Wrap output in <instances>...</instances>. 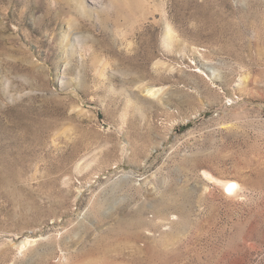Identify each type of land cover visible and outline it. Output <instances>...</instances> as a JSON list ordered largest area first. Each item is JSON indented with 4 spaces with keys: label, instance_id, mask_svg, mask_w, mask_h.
Masks as SVG:
<instances>
[{
    "label": "rangeland",
    "instance_id": "1",
    "mask_svg": "<svg viewBox=\"0 0 264 264\" xmlns=\"http://www.w3.org/2000/svg\"><path fill=\"white\" fill-rule=\"evenodd\" d=\"M0 264H264V0H0Z\"/></svg>",
    "mask_w": 264,
    "mask_h": 264
},
{
    "label": "bare ground",
    "instance_id": "2",
    "mask_svg": "<svg viewBox=\"0 0 264 264\" xmlns=\"http://www.w3.org/2000/svg\"><path fill=\"white\" fill-rule=\"evenodd\" d=\"M235 185L236 184H234V183H228V187H229L230 190H232V188L235 187Z\"/></svg>",
    "mask_w": 264,
    "mask_h": 264
}]
</instances>
